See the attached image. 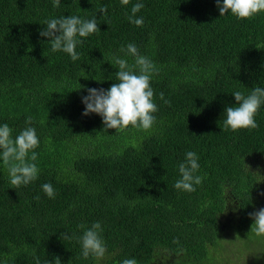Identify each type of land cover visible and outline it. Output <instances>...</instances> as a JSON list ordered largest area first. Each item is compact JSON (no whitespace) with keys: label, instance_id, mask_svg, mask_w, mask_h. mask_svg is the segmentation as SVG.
Segmentation results:
<instances>
[{"label":"trees","instance_id":"1","mask_svg":"<svg viewBox=\"0 0 264 264\" xmlns=\"http://www.w3.org/2000/svg\"><path fill=\"white\" fill-rule=\"evenodd\" d=\"M137 2L142 26L128 19ZM70 15L96 17L100 29L78 37L76 61L40 35L46 20ZM129 43L156 68L155 123L105 130L100 115H83L82 98L117 82L114 57L134 64L121 51ZM254 87L264 88V12L221 17L216 0H0V126L13 139L34 127L40 142L28 185L13 188L0 157V264H233L234 244L255 255L246 264H264L249 215L264 208V104L257 128L223 123L232 94ZM188 151L203 178L192 192L174 187ZM96 222L107 251L86 259L80 238Z\"/></svg>","mask_w":264,"mask_h":264},{"label":"clouds","instance_id":"2","mask_svg":"<svg viewBox=\"0 0 264 264\" xmlns=\"http://www.w3.org/2000/svg\"><path fill=\"white\" fill-rule=\"evenodd\" d=\"M54 6L59 7L61 0H53ZM130 0H121L122 5H128ZM220 15L225 16L229 12L239 19H250L254 15L264 12V0H216ZM144 7L143 3L137 2L131 8L129 21L137 26H142L143 18H136ZM107 14V6L99 10ZM44 27L40 31L42 37L48 38L51 51H63L69 54L73 61L79 59L76 52L77 44L83 41L78 37L85 38L99 31L96 17L91 19H81L78 16L52 18L44 22ZM127 55L134 57V64L129 65L126 59L114 57V63L119 71L115 73L117 82L113 83L109 89L88 88V95L82 98L85 105L83 115L96 113L102 117L104 129H116L117 131L129 126L149 130L155 123L153 115L157 110L154 103V92L150 86L151 76L156 72L154 63L146 56L139 53L133 43H129L125 48H121ZM138 68V73L134 71ZM234 95L237 104L228 106L225 109L224 130L257 128L255 116L262 104H264V88L254 87L248 95L240 91H235ZM160 99L164 100V94H160ZM165 103L170 101L165 100ZM32 118L26 119V124L31 125ZM39 139L34 127H26L14 139L12 129L7 123L0 126V157L3 164L8 165V174L13 188L17 189L21 185H28L38 178L39 169L35 163L38 154L34 151L39 146ZM31 152L29 162V153ZM198 156L195 152L188 151L185 160L178 165L180 178L175 182L177 190L192 192L194 185L202 183L203 178L195 175L199 169ZM43 191L52 198L55 195L54 188L50 183L42 185ZM39 199V197H36ZM250 218L254 223L251 226L257 236L264 235V208L250 213ZM80 227L84 228V225ZM101 224L93 223L88 227L80 238L82 245V255L88 258L90 255L96 258H103L107 251L105 242L101 238ZM66 233L61 234V239H68ZM36 264H41L36 257ZM45 264H52L46 261ZM54 264H61L60 257H55ZM122 264H137L134 258H126Z\"/></svg>","mask_w":264,"mask_h":264},{"label":"rangeland","instance_id":"3","mask_svg":"<svg viewBox=\"0 0 264 264\" xmlns=\"http://www.w3.org/2000/svg\"><path fill=\"white\" fill-rule=\"evenodd\" d=\"M259 167L263 168L264 169V163H260ZM236 244L234 245H229V246H226V257L229 258V260L233 261V264H246L247 262H251L253 260V258L255 259V255L251 254V253H245L243 256L239 253H237L236 255ZM167 264H171V261L168 262ZM260 264V263H258Z\"/></svg>","mask_w":264,"mask_h":264}]
</instances>
